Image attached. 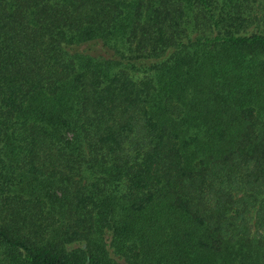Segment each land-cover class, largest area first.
Wrapping results in <instances>:
<instances>
[{
    "label": "trees",
    "instance_id": "trees-1",
    "mask_svg": "<svg viewBox=\"0 0 264 264\" xmlns=\"http://www.w3.org/2000/svg\"><path fill=\"white\" fill-rule=\"evenodd\" d=\"M0 264H264V0H0Z\"/></svg>",
    "mask_w": 264,
    "mask_h": 264
}]
</instances>
